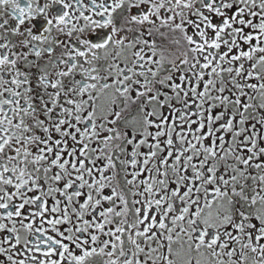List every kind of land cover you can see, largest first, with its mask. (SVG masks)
I'll return each instance as SVG.
<instances>
[{"label": "snow or ice", "instance_id": "6c2138e0", "mask_svg": "<svg viewBox=\"0 0 264 264\" xmlns=\"http://www.w3.org/2000/svg\"><path fill=\"white\" fill-rule=\"evenodd\" d=\"M0 264H264V0H0Z\"/></svg>", "mask_w": 264, "mask_h": 264}]
</instances>
